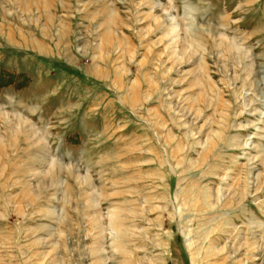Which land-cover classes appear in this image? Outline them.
<instances>
[{
  "label": "rangeland",
  "instance_id": "1",
  "mask_svg": "<svg viewBox=\"0 0 264 264\" xmlns=\"http://www.w3.org/2000/svg\"><path fill=\"white\" fill-rule=\"evenodd\" d=\"M0 264H264V0H0Z\"/></svg>",
  "mask_w": 264,
  "mask_h": 264
}]
</instances>
